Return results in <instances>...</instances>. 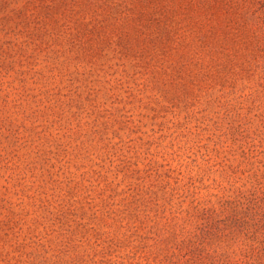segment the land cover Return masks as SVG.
Here are the masks:
<instances>
[{
    "label": "rangeland",
    "instance_id": "rangeland-1",
    "mask_svg": "<svg viewBox=\"0 0 264 264\" xmlns=\"http://www.w3.org/2000/svg\"><path fill=\"white\" fill-rule=\"evenodd\" d=\"M0 264H264V0H0Z\"/></svg>",
    "mask_w": 264,
    "mask_h": 264
}]
</instances>
